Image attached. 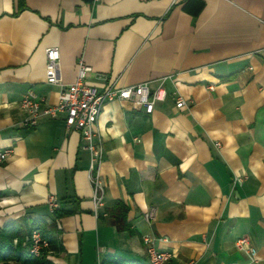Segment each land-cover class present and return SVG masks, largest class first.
<instances>
[{"label": "crops", "instance_id": "0c3cea01", "mask_svg": "<svg viewBox=\"0 0 264 264\" xmlns=\"http://www.w3.org/2000/svg\"><path fill=\"white\" fill-rule=\"evenodd\" d=\"M48 47L59 50V84L74 82L79 62L98 90L171 76L151 114L118 99L102 106L96 214L79 133L63 115L30 127L19 106L29 90L58 102L60 85L45 81ZM176 95L186 107L176 108ZM8 148L0 225L44 221L63 247L49 255L54 264L106 255L147 264L144 234L173 252L170 264H264V0H0V150ZM236 175L245 178L233 183ZM117 201L132 233L115 225ZM239 237L256 261L235 248Z\"/></svg>", "mask_w": 264, "mask_h": 264}, {"label": "built area", "instance_id": "2783aa9c", "mask_svg": "<svg viewBox=\"0 0 264 264\" xmlns=\"http://www.w3.org/2000/svg\"><path fill=\"white\" fill-rule=\"evenodd\" d=\"M45 81L48 84L60 85L58 102L56 104H47L45 100L38 97L32 90L19 101L20 108L27 114L26 124L33 127L42 117L48 119H57L62 115V120L68 130H75L79 133L82 146L89 154L88 173L89 180L93 189V202L95 214L97 209L103 206L104 184L101 179L99 166L103 161V145L98 136L96 123L102 106L114 99L123 100L132 104L133 107L142 109L145 113L151 114L155 105L163 102L168 92L165 87L166 80L171 76H165L158 80L156 86H151V81L146 80L137 84L123 87L109 86L103 90H98L95 86L85 82V76L89 70L82 62H79V68L74 82L64 85L59 84V50L57 47H48L45 52ZM213 89L212 86H209ZM175 106L178 109L186 107L185 99L180 96H174ZM216 146L220 143L216 142ZM11 149L0 150V163L5 162ZM245 176L236 175L233 183H241ZM50 205L54 207L55 199L50 198ZM154 209H148L143 217L150 222L154 219ZM142 242L147 257V264H170L173 252L161 248L157 244V238L152 234H144ZM235 248L244 252L251 261H256V250L251 245L247 237H239L234 242ZM24 252L35 257L49 258V241L42 235L39 229H32L24 237L22 242ZM186 264H196L194 260Z\"/></svg>", "mask_w": 264, "mask_h": 264}, {"label": "trees", "instance_id": "16d2710c", "mask_svg": "<svg viewBox=\"0 0 264 264\" xmlns=\"http://www.w3.org/2000/svg\"><path fill=\"white\" fill-rule=\"evenodd\" d=\"M117 213L114 222L119 230L130 233L133 231L126 220V207L119 201L115 204ZM32 229H39L49 241V250L59 252L63 247L56 235V231L48 228L44 221L37 219L9 220L0 225V264H54L49 258L35 257L23 251L21 242L24 236ZM100 264H140L134 260H125L113 255H106Z\"/></svg>", "mask_w": 264, "mask_h": 264}, {"label": "rangeland", "instance_id": "374dc122", "mask_svg": "<svg viewBox=\"0 0 264 264\" xmlns=\"http://www.w3.org/2000/svg\"><path fill=\"white\" fill-rule=\"evenodd\" d=\"M25 237V236H24ZM24 241V238H23V240H22V242ZM22 242H21V245H22Z\"/></svg>", "mask_w": 264, "mask_h": 264}]
</instances>
